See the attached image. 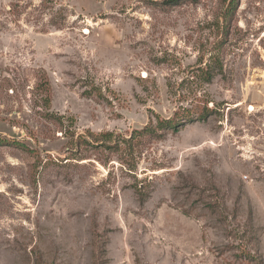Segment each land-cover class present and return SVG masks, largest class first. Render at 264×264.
<instances>
[{
    "label": "rangeland",
    "instance_id": "obj_1",
    "mask_svg": "<svg viewBox=\"0 0 264 264\" xmlns=\"http://www.w3.org/2000/svg\"><path fill=\"white\" fill-rule=\"evenodd\" d=\"M164 1L0 0V264H264V0Z\"/></svg>",
    "mask_w": 264,
    "mask_h": 264
},
{
    "label": "trees",
    "instance_id": "obj_2",
    "mask_svg": "<svg viewBox=\"0 0 264 264\" xmlns=\"http://www.w3.org/2000/svg\"><path fill=\"white\" fill-rule=\"evenodd\" d=\"M186 0H165L162 4L166 5V6H171V5H176L180 2H183ZM208 79H210V77H208ZM37 90L40 93H43L45 96L42 98L44 101V105H48L49 103V97H50V88L49 85L47 83V81L43 80V82H40L38 85H36ZM90 93L88 94H84L85 97L89 98L90 97ZM44 119L50 120L52 121L54 124L57 125H61L62 124V120L63 117L55 115L53 113H49L46 112L43 114ZM205 115H201L200 119H204ZM188 121H191L190 118ZM182 123L180 122V120L178 119L177 115H175L174 117L170 118V119H163L157 122L156 126L154 128L152 127H148L146 126L145 128L139 130V131H135L133 134H131L130 139H133L134 136L138 135H146V134H150V135H157V131L162 132V131H177L178 127L181 125ZM73 134L70 135L71 138H73ZM112 138V134L111 133H102V134H97V135H93L91 133H87L86 135H77V137L75 138V140H73V144L76 147H81V146H91V147H98V146H102L106 145L108 142H112L111 141ZM90 139V140H89ZM128 142V141H127ZM2 145H7V146H15V147H20L23 148L25 150H29L28 148H26L24 145L19 144L15 141H11V140H6V139H0V146ZM108 149L113 148V145H108V147H106ZM138 192V196H139V201L143 202V197L140 193L139 190H137Z\"/></svg>",
    "mask_w": 264,
    "mask_h": 264
}]
</instances>
